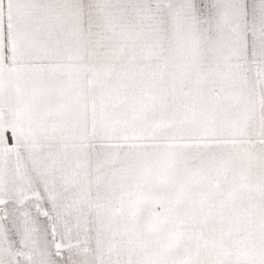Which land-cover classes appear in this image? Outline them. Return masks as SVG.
I'll return each instance as SVG.
<instances>
[{"label":"snow or ice","instance_id":"6c2138e0","mask_svg":"<svg viewBox=\"0 0 264 264\" xmlns=\"http://www.w3.org/2000/svg\"><path fill=\"white\" fill-rule=\"evenodd\" d=\"M0 264H264V0H0Z\"/></svg>","mask_w":264,"mask_h":264}]
</instances>
